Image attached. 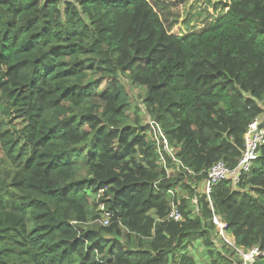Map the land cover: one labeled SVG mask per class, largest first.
Masks as SVG:
<instances>
[{"label": "trees", "instance_id": "16d2710c", "mask_svg": "<svg viewBox=\"0 0 264 264\" xmlns=\"http://www.w3.org/2000/svg\"><path fill=\"white\" fill-rule=\"evenodd\" d=\"M220 3L176 35L149 0H0V264H240L213 212L237 246L264 250V146L240 184L198 191L264 113V0ZM122 74L145 88L147 125Z\"/></svg>", "mask_w": 264, "mask_h": 264}, {"label": "built area", "instance_id": "2783aa9c", "mask_svg": "<svg viewBox=\"0 0 264 264\" xmlns=\"http://www.w3.org/2000/svg\"><path fill=\"white\" fill-rule=\"evenodd\" d=\"M65 1V0H64ZM150 133H153L155 139L161 145L163 142V149L167 150L169 154L175 159L174 149L170 147V143L162 130L160 124L156 121H150ZM245 146L242 150L236 165L230 167L224 161L220 160L215 162L207 171L205 177L204 193L210 199V194L214 185L222 181H229L233 186L240 184L247 173L250 172L255 162L260 156V150L264 146V113L255 118L248 127V130L244 136ZM163 162H165L164 156H162ZM188 170L195 174L191 169ZM104 190H100L97 197L100 198ZM172 192V191H170ZM194 202H197V198H193ZM211 201V199H210ZM171 212L167 215L166 219L179 221L182 219V215L175 203H171ZM99 211L101 217L98 222L103 226H109L111 224L112 213L106 209L104 203H100ZM213 223L216 225L220 237L227 243V245L233 248L236 254L241 258L240 264H253L257 258L264 256V250L259 246H254L250 249H245L241 246H237L234 237L227 232V226L225 221L220 215L213 212Z\"/></svg>", "mask_w": 264, "mask_h": 264}, {"label": "rangeland", "instance_id": "374dc122", "mask_svg": "<svg viewBox=\"0 0 264 264\" xmlns=\"http://www.w3.org/2000/svg\"><path fill=\"white\" fill-rule=\"evenodd\" d=\"M224 1L226 0H149L155 10L158 11L165 23V26L176 35H183L191 30H198L207 26L212 20L217 18L222 13V5L220 2ZM120 79L125 84L130 96L132 97L133 105L139 108L142 124L145 125L147 123V114L144 112V105L142 103L145 95V88L133 86L130 83L128 76L125 74H122ZM108 81V78L101 79L98 89L100 91L105 90ZM133 111L134 110L131 111V116L134 120ZM150 120L148 119V121ZM12 122L17 126L22 124V120L18 118H12ZM149 136L155 139L153 133H150ZM1 156L2 151L0 148V157ZM199 190H203L202 184L199 185ZM169 194H171L170 196L173 200V192ZM215 241L219 247L224 243V240L221 239L220 235L216 237ZM189 251V253L197 260L202 262L206 261L205 247L202 245L201 240H196Z\"/></svg>", "mask_w": 264, "mask_h": 264}, {"label": "crops", "instance_id": "0c3cea01", "mask_svg": "<svg viewBox=\"0 0 264 264\" xmlns=\"http://www.w3.org/2000/svg\"><path fill=\"white\" fill-rule=\"evenodd\" d=\"M168 172H170V170L168 169ZM200 184H202L203 185V190L202 191H200L199 189H198V191L199 192H202L203 193V191H204V187H205V179L200 183ZM199 188V187H198ZM173 195H174V192H173ZM194 204H197V202H194V201H192Z\"/></svg>", "mask_w": 264, "mask_h": 264}]
</instances>
